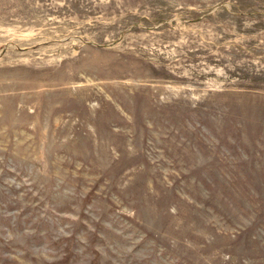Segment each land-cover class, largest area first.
<instances>
[{
	"label": "rangeland",
	"instance_id": "374dc122",
	"mask_svg": "<svg viewBox=\"0 0 264 264\" xmlns=\"http://www.w3.org/2000/svg\"><path fill=\"white\" fill-rule=\"evenodd\" d=\"M0 264H264V0H0Z\"/></svg>",
	"mask_w": 264,
	"mask_h": 264
}]
</instances>
